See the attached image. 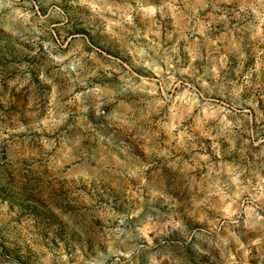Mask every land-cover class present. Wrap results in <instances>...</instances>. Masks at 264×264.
<instances>
[{"label":"rangeland","instance_id":"obj_1","mask_svg":"<svg viewBox=\"0 0 264 264\" xmlns=\"http://www.w3.org/2000/svg\"><path fill=\"white\" fill-rule=\"evenodd\" d=\"M0 264H264V0H0Z\"/></svg>","mask_w":264,"mask_h":264}]
</instances>
